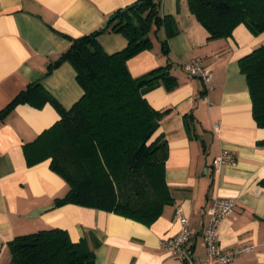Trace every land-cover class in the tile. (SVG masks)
I'll return each mask as SVG.
<instances>
[{
	"label": "crops",
	"instance_id": "crops-1",
	"mask_svg": "<svg viewBox=\"0 0 264 264\" xmlns=\"http://www.w3.org/2000/svg\"><path fill=\"white\" fill-rule=\"evenodd\" d=\"M139 0H0V111L31 84H41L65 108L84 95L75 68L68 62L48 74V67L71 46V39L100 30L119 9ZM161 15L172 16L177 36L169 40L164 55L165 28L152 32L153 48L128 61L133 77L171 65L178 86L164 83L146 95L158 110H171L156 137L167 141L166 182L173 203L146 226L118 214L77 204L57 206L70 187L51 169V160L30 165L24 145L35 141L61 119L50 103L18 105L0 120V264H10L9 243L20 235L62 229L73 242L88 241L96 264H183L164 245L182 224L176 211L183 209L197 232L192 249L196 261L206 257L203 230L215 198L236 201L235 210L219 228L220 246L235 251L254 246L236 256V264H264V128L253 115L247 76L240 60L264 45L241 24L232 35L210 39L191 12L189 0H161ZM113 55L124 50V34L104 32L98 38ZM197 61L213 73L206 85L184 67ZM192 115L189 127L186 117ZM216 127H218L216 129ZM224 152L237 158L235 165L216 171L214 161Z\"/></svg>",
	"mask_w": 264,
	"mask_h": 264
},
{
	"label": "trees",
	"instance_id": "trees-1",
	"mask_svg": "<svg viewBox=\"0 0 264 264\" xmlns=\"http://www.w3.org/2000/svg\"><path fill=\"white\" fill-rule=\"evenodd\" d=\"M189 4L210 39L229 37L241 24L256 36L264 34V0H189ZM109 22L105 29L71 39L68 51L48 67V74L66 62L75 68L84 95L72 108L65 109L37 83L1 110L0 120L36 97L38 107L52 104L60 121L24 145V152L30 165L51 160V169L68 183L70 191L56 201L57 206L92 207L151 226L173 203L166 182L167 141L163 135L156 137L171 110L154 109L146 95L161 83L175 89L178 81L171 75V65L135 78L128 61L152 50V32L161 28L166 29L161 46L168 56L169 40L179 31L172 16L161 15V0H139L117 10ZM104 32L124 34L127 47L108 55L98 41ZM240 66L248 78L254 119L264 128V45L242 58ZM192 120V115L186 117L188 127ZM9 247L10 264H96L88 241L75 243L62 229L17 236Z\"/></svg>",
	"mask_w": 264,
	"mask_h": 264
},
{
	"label": "built area",
	"instance_id": "built-area-1",
	"mask_svg": "<svg viewBox=\"0 0 264 264\" xmlns=\"http://www.w3.org/2000/svg\"><path fill=\"white\" fill-rule=\"evenodd\" d=\"M185 71L194 77L204 81L206 85L212 81L213 73L197 61H191L184 67ZM218 127H216L217 129ZM237 158L229 152H224L214 161L216 171L224 165H235ZM236 207V201L231 198H215L208 209V223L203 230V239L206 246V257L203 261H196L192 249L193 240L197 232L191 229L188 219L182 208L176 211V217L182 224L180 232L168 239L163 240L164 247L184 264H236V256L250 253L254 246H247L235 251H224L220 246L219 228L224 219L229 216Z\"/></svg>",
	"mask_w": 264,
	"mask_h": 264
},
{
	"label": "water",
	"instance_id": "water-1",
	"mask_svg": "<svg viewBox=\"0 0 264 264\" xmlns=\"http://www.w3.org/2000/svg\"><path fill=\"white\" fill-rule=\"evenodd\" d=\"M131 6H133V5H131ZM127 9H124V11H126ZM109 20L106 22V24L103 26V28L102 29H105V28H107L108 27V25H109Z\"/></svg>",
	"mask_w": 264,
	"mask_h": 264
}]
</instances>
